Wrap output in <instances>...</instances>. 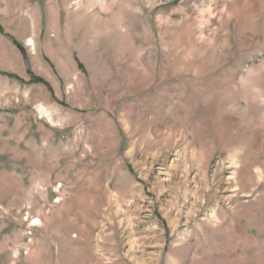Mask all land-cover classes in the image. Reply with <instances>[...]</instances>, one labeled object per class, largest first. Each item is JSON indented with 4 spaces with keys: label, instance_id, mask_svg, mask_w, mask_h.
I'll use <instances>...</instances> for the list:
<instances>
[{
    "label": "rangeland",
    "instance_id": "obj_1",
    "mask_svg": "<svg viewBox=\"0 0 264 264\" xmlns=\"http://www.w3.org/2000/svg\"><path fill=\"white\" fill-rule=\"evenodd\" d=\"M0 264H264V0H0Z\"/></svg>",
    "mask_w": 264,
    "mask_h": 264
}]
</instances>
